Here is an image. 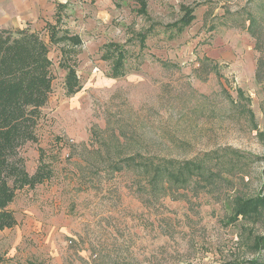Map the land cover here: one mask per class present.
<instances>
[{"label": "rangeland", "instance_id": "374dc122", "mask_svg": "<svg viewBox=\"0 0 264 264\" xmlns=\"http://www.w3.org/2000/svg\"><path fill=\"white\" fill-rule=\"evenodd\" d=\"M187 10L194 19L182 25ZM49 23L58 35L79 34L82 45L52 41ZM0 27L38 31L54 75L38 142L24 147L30 172L42 154L53 175L17 193L18 223L0 230V264L264 258L251 242L264 238V213L234 218L233 211L236 195L264 196V67L257 78L264 0H0ZM65 64L80 77L74 95ZM108 115L127 129L122 148L91 137ZM138 149L177 159L208 152L214 162L233 149L249 157L223 173L215 195L192 183L151 201L139 191L143 178L122 161Z\"/></svg>", "mask_w": 264, "mask_h": 264}, {"label": "trees", "instance_id": "16d2710c", "mask_svg": "<svg viewBox=\"0 0 264 264\" xmlns=\"http://www.w3.org/2000/svg\"><path fill=\"white\" fill-rule=\"evenodd\" d=\"M193 19V12L187 10L179 22L188 25ZM48 25L53 30L52 41H63L72 47L82 45L83 40L79 34L66 31L58 35L56 26L50 23ZM49 52L48 44L38 31L29 27L16 30L0 27V230L12 228L18 223L11 207L17 193L25 188L33 189L53 175L52 166L44 160L42 154L35 170L30 172L24 154V147L28 142H38L36 128L42 108L53 89V62ZM120 52L122 56L123 53ZM63 66L67 70V94L74 95L82 88L80 77L75 66ZM263 67L264 57L261 56L257 68L259 81L263 77ZM239 93L243 95L242 92ZM247 110L253 117V111L249 108ZM135 135L130 138L131 142L135 140ZM91 137L97 138L100 145L109 146L108 141H111L118 148L125 146L129 140L127 129L124 126L117 127L112 115H108L105 129L97 124L93 125ZM224 153L227 156L230 154L229 151ZM214 157L207 152L203 158L177 159L138 149L135 154H127L122 161L127 168L135 171L137 177L143 178L139 191L146 199L153 201L170 195L173 189H186L192 183L203 186L215 195L219 182L224 179L223 173L241 168L249 156L233 149L232 156L227 161L214 162ZM115 164V168H121L119 162ZM229 182L232 183V180ZM233 211L234 218L262 216L264 196L236 195L233 199ZM251 242L257 252L264 250L262 236L253 235ZM252 263L264 264V258L255 257Z\"/></svg>", "mask_w": 264, "mask_h": 264}]
</instances>
